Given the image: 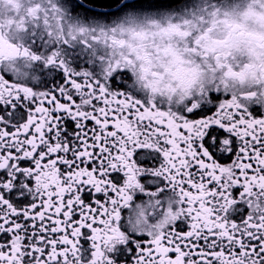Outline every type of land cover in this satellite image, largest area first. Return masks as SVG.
<instances>
[{
	"label": "snow or ice",
	"instance_id": "6c2138e0",
	"mask_svg": "<svg viewBox=\"0 0 264 264\" xmlns=\"http://www.w3.org/2000/svg\"><path fill=\"white\" fill-rule=\"evenodd\" d=\"M0 264H264V0H0Z\"/></svg>",
	"mask_w": 264,
	"mask_h": 264
}]
</instances>
